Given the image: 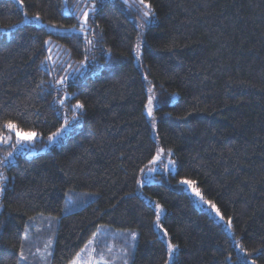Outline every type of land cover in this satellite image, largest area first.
<instances>
[{
	"label": "trees",
	"instance_id": "obj_1",
	"mask_svg": "<svg viewBox=\"0 0 264 264\" xmlns=\"http://www.w3.org/2000/svg\"><path fill=\"white\" fill-rule=\"evenodd\" d=\"M144 1L154 18L143 28L139 9L93 0L90 30L81 32L64 0H23L21 8L0 0V132L11 121L45 137L70 121L64 140L0 167L8 178L0 264H17L21 244L30 254L26 239L42 226L39 215L58 217L49 264H68L101 225L137 232L130 264H164L155 209L136 192L158 145L175 171L141 191L164 208L159 222L178 245L174 264H243L235 243L264 264V0ZM25 14L40 20L22 22ZM47 40L88 67L53 83ZM180 178L231 219L230 233L195 206ZM70 190L95 196L63 214Z\"/></svg>",
	"mask_w": 264,
	"mask_h": 264
},
{
	"label": "rangeland",
	"instance_id": "obj_2",
	"mask_svg": "<svg viewBox=\"0 0 264 264\" xmlns=\"http://www.w3.org/2000/svg\"><path fill=\"white\" fill-rule=\"evenodd\" d=\"M17 5L21 8L22 3L20 0H14ZM88 3H93V0H72L71 4L68 3V0H64V11L67 12L70 10V6L72 10L75 11V13L78 15V13L84 9L85 5ZM146 5L147 2L144 1ZM129 5H131V8L139 9V15L141 16V9L142 6L139 5V0H129ZM129 5H127L129 7ZM35 16H27L25 15L23 18L22 22H39V20L34 19ZM79 18V26L81 27V19L78 15ZM69 30H77L75 27L68 28ZM49 41V40H47ZM52 42L48 43L47 46V51H48V58L51 57V59H48V63H46V67L49 69L51 72L52 78L51 81L53 83L58 84L57 82L63 79L64 77H70V75L77 70L78 67L81 69L79 72H81L85 67H88L86 65V62H82V64L79 66L77 65L76 67L71 63V58L68 56V54L61 49V46L58 48L56 47V44L52 46ZM57 48V50H55ZM135 61L137 62L138 59L135 57ZM81 62V61H80ZM58 63V66L55 67V64ZM49 65L51 67H49ZM63 65L62 70H65L63 73L57 74V71L59 67ZM85 65V67H84ZM75 67V68H74ZM78 71V70H77ZM175 93L171 95L172 98L175 97ZM152 96L151 91H149V87H147V99L144 105V112L147 117V119L151 122V126L154 128V120L152 119V115L149 116L148 112L146 110V105L148 103V97ZM78 103L74 104V108L76 109L75 105ZM153 106H154V99L152 103V111H153ZM75 117H73L74 119ZM61 127V126H60ZM59 127V128H60ZM58 128V129H59ZM68 129L64 132V134L61 137H57V139L53 142L48 141L47 137L51 134H48L45 137H42L39 135L36 139L33 141H23L19 145H16L15 149L11 145H15L16 142V135L14 132H9L7 129L5 131L0 132V138L6 137V136H11V141L9 144H4L0 142V159H3L8 152H12L13 156L9 158L10 161L14 160L15 155L17 154H25L27 156H31L40 152L45 151L48 147L51 145H54L62 140L65 139ZM18 131L20 132H36L35 130H20L17 128ZM57 130L53 131L56 132ZM52 132V133H53ZM152 134L154 135V130L152 129ZM44 138L43 142H40V139ZM162 149L163 152L159 153V158L156 159L158 155V151ZM173 161L174 159L170 155V151L167 149L162 148L161 146H157V150L154 153V155L151 157L149 162L141 169L139 176H138V181H137V194H140L144 199L150 201L155 209V218H154V227L155 229L159 232L160 237L161 231L156 225V205L159 204L156 202L154 199L150 198L147 195H144L141 191V186L144 183H149L153 181H162L163 178L167 177L168 178V173H173L175 171V162L174 164H170L169 162ZM182 180H187L190 181V184H182L180 181ZM140 182V183H138ZM179 185L182 187L184 191H186L192 200V202L195 204L196 207L205 210L208 212L212 218H214L216 221L220 222L230 233L231 229L228 228L227 226V221L229 218L224 217L221 213L220 215L223 216V220L220 219L219 216L216 215L215 211L211 208V205L214 203L211 202L210 200L206 199L204 196L201 195L199 189L195 185L194 181L187 179V178H180L178 180ZM196 191H199L200 196L196 195ZM95 194L91 192H74L72 190L68 191L65 195V199L63 202V207H62V213H67L69 211L75 210L78 207H80L84 202L91 201L94 199ZM201 197L203 199H201ZM162 208V213L160 218L162 217L164 213V208L161 204H159ZM215 205V204H214ZM216 206V205H215ZM217 208V207H216ZM220 212V211H219ZM41 219V224L42 226L39 227L38 230H35L34 233L30 234L27 239H26V249H29L30 247V254L27 253V251H24V256L26 259L20 260V264L23 263H32L35 261V264H49V258L50 256L47 255L48 252H51V247L52 243L54 240V226L57 224L58 217L53 216V215H39V218ZM160 223V222H159ZM30 223L27 224L26 231L30 228ZM131 232H136L135 230H117L114 229L110 226H99L97 230L91 235L89 240H94V243L92 244L91 247L85 250V244L83 248L73 257V259L68 263L71 264L73 260H77L78 264H124L125 259H127L128 264H130V258L125 257L124 255V249L128 248L129 251L133 253L134 249L130 248L129 245H131L133 242L130 237ZM137 233V232H136ZM163 238V237H162ZM163 240L166 242L168 238H163ZM49 241L51 243L49 244ZM136 242V241H135ZM237 245V243H235ZM47 246V248H46ZM32 247L36 248V251L32 252ZM237 251L239 255L242 258H245V253L244 251H241V248L237 247ZM95 249V251H93ZM84 250V251H82ZM34 253V255H33ZM33 255V257H31ZM20 256V254H19ZM249 260L251 258L248 257Z\"/></svg>",
	"mask_w": 264,
	"mask_h": 264
},
{
	"label": "snow or ice",
	"instance_id": "obj_3",
	"mask_svg": "<svg viewBox=\"0 0 264 264\" xmlns=\"http://www.w3.org/2000/svg\"><path fill=\"white\" fill-rule=\"evenodd\" d=\"M20 2L22 3L23 0H20ZM122 2L125 5H129V0H122ZM139 5L142 6V9H141V20H142V23H140L138 25V27L143 28V26H144L145 23H150L151 22V19L150 18H154V12L152 11L150 5H146L144 3V0H139ZM96 7L97 6H96L95 3H92L91 5H85L84 9H82L78 13V15H79V17L81 19V28H80V31L81 32H85V31H89L90 30L87 27V25H88V19H89V16L90 15H92V14H94L96 12ZM129 7H131V5H129ZM34 19L39 20V15L35 16ZM53 27H55V25H53ZM73 27H75V26H73ZM45 43L47 44L48 41H45ZM89 43H91V41H89ZM134 51L136 53L137 59H139V56H140V43L139 42L135 46ZM48 59H51V57H49ZM66 79H67V77H64L63 79H61L57 83L62 85L65 82ZM149 91H151V89H149ZM153 99H154L153 96H149L148 97V103L145 106L149 116L152 115V103H153ZM61 103H63V101H61ZM75 107L76 108H83L84 105L78 103L77 105H75ZM69 124H70V121L65 120L64 124H62L61 127L59 129H57L56 132L51 133L47 137L48 141L53 142V141H55L57 139V137H61L64 134V132L67 130ZM3 127L5 129H7L9 132H14L15 133V135H16V142H15V145H11L14 149H15L16 145H19L21 142H23V141H33L39 135H42L40 133L31 132V131H29V132H23L22 133V132H20V131L17 130V125L15 123L11 122V121L5 122V124L3 125ZM10 141H11V136H6V137L0 138V142H2L4 144H9ZM160 152H163V150L160 149L158 151V155H157L156 159L159 158V153ZM12 156H13V153L12 152H8L3 159H0V167L4 166L6 163H10L9 158L12 157ZM169 163L170 164H174L173 161H170ZM7 179L8 178L3 173H0V195H2L4 193V191L6 190L5 183H6ZM138 183H140V182H138ZM180 183H182V184H190L191 182L190 181H187V180H182V181H180ZM196 195L197 196H200L199 191H196ZM201 199H203V198L201 197ZM0 207H2V205H0ZM211 208L215 211L216 215L219 216L221 220L224 219L223 216L220 215L219 209H217L214 204L211 205ZM161 213H162V208H161V206L159 204H157L156 205V225L160 229L162 237L163 238H167L168 237V231H167V229H164L163 226L160 225V223H159ZM227 226H228L229 229H231V227H232V221H231V219H229L227 221ZM3 227H4L3 221H0V230H2ZM137 235L138 234L136 232H131L130 233V237H131V240L133 242L131 245H129L130 248H133L134 249V247H135V241L137 239ZM50 243H51V241H49V244ZM93 243H94V240H90L85 245V250L88 249L89 247H91ZM236 246L239 248L240 247L239 243H237ZM46 248H47V246H46ZM177 249H178V245L173 244L170 239L169 240H166L167 259L164 261V264H174L173 257L175 255ZM82 251H84V250H82ZM93 251H95V249H93ZM123 251H124L125 257H129V256H132L133 255V253L131 251H129L128 248H125ZM241 251H244V249H241ZM259 251H260L259 249H254L253 250V253H256V252H259ZM47 255L48 256H51V252H48ZM248 255L249 254L247 252H245V258L243 260V264H257V262H256L255 259L249 260L248 259ZM23 259H26V257L24 256L23 245L21 244V246H20V256H19V260H23ZM19 260H17V264H19ZM71 264H78V261L77 260H73L71 262ZM124 264H128L127 259H125Z\"/></svg>",
	"mask_w": 264,
	"mask_h": 264
}]
</instances>
